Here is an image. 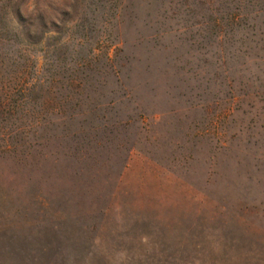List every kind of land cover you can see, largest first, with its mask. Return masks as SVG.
<instances>
[{"label":"rangeland","instance_id":"374dc122","mask_svg":"<svg viewBox=\"0 0 264 264\" xmlns=\"http://www.w3.org/2000/svg\"><path fill=\"white\" fill-rule=\"evenodd\" d=\"M135 2L137 17L87 10L41 50L0 0V264H264V0H236L247 10L221 42L206 10L161 28ZM157 27L172 31L139 41ZM35 127L61 134L60 158L134 143L114 195L97 184L80 201L50 160L31 173L2 152Z\"/></svg>","mask_w":264,"mask_h":264},{"label":"trees","instance_id":"16d2710c","mask_svg":"<svg viewBox=\"0 0 264 264\" xmlns=\"http://www.w3.org/2000/svg\"><path fill=\"white\" fill-rule=\"evenodd\" d=\"M146 2L147 11L150 15V11L156 14V18L153 19L155 23H158L159 27L166 28L164 25V19H172L175 15L185 16L194 15L196 11H208L210 23L219 27L218 33L219 42L223 41L228 36L226 31H223L224 24H236V21L241 17L240 12L247 10V5H237L236 0H143ZM159 1V2H157ZM3 7H5V14L10 25H15L13 28L14 36L20 38L29 46H42L41 50H44L45 39L47 37H55L61 35L67 25L82 26L81 21L85 18L87 10L97 11L101 9L102 16H112L119 18L125 13L130 11L137 17V9L139 4L135 0H1ZM244 4V3H243ZM198 6V7H197ZM57 12L54 15L51 11ZM247 14L249 11H246ZM246 14V15H247ZM161 20V21H160ZM151 18L149 22H151ZM2 18L0 19V24ZM83 22V21H82ZM150 26H153L150 24ZM191 25L182 24L178 30H188ZM159 27L147 35H141L139 41L145 40L157 41V37L162 32L172 31V28L163 31H158ZM202 33L199 34L201 36ZM204 36H202L203 38ZM59 38V37H57ZM83 38V37H81ZM101 42V41H100ZM121 41L120 43H123ZM223 52V49H221ZM224 57L223 53H221ZM107 60L109 62V69L111 73L119 77L121 73V67L123 63L119 65L116 60V56H112L110 52L107 53ZM22 90H25L23 88ZM49 105L53 102L50 99L46 100ZM0 105H6L5 102H1ZM132 122V118L128 117L126 120L117 119L114 124L123 125L127 127ZM106 123L102 127H105ZM33 128V127H32ZM27 135L32 133V138L27 137L25 143L18 145H5L2 152H8L11 150L17 161H19V167L28 172H41L43 173L44 162L50 160L55 168V175L60 179L66 178L70 184L80 192V201L83 198L92 195L94 193V186L97 184L105 191H109L111 196L114 195L119 182L124 174L125 169L128 167L131 153L135 148V144H131L127 148V155L122 159L109 157L94 156L87 149L76 148L75 153L70 155L69 158H60L57 155L58 151L52 152L49 145L57 147L61 134L52 133L51 135L39 134V129L35 127L31 130H24ZM80 133L73 132L71 137L80 138ZM59 146V145H58ZM24 147V150L21 149ZM95 152H102V150L108 151V146H104L97 141L95 145H92ZM122 145H118L117 150L120 151ZM126 150V149H125ZM99 154V153H98ZM51 157V158H50ZM45 178L44 176H42ZM46 179V178H45ZM115 179V182H114Z\"/></svg>","mask_w":264,"mask_h":264}]
</instances>
